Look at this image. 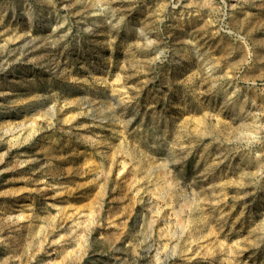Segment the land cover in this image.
I'll list each match as a JSON object with an SVG mask.
<instances>
[{
  "label": "rangeland",
  "instance_id": "obj_1",
  "mask_svg": "<svg viewBox=\"0 0 264 264\" xmlns=\"http://www.w3.org/2000/svg\"><path fill=\"white\" fill-rule=\"evenodd\" d=\"M0 264H264V0H0Z\"/></svg>",
  "mask_w": 264,
  "mask_h": 264
}]
</instances>
